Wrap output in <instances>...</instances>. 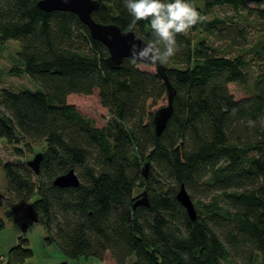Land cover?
<instances>
[{
    "label": "trees",
    "instance_id": "1",
    "mask_svg": "<svg viewBox=\"0 0 264 264\" xmlns=\"http://www.w3.org/2000/svg\"><path fill=\"white\" fill-rule=\"evenodd\" d=\"M38 1L0 0L1 41L19 42L24 73L43 89H0V138L20 158L16 145L45 143L39 174L26 160L4 164L13 212L42 225L48 244L77 261L109 255L113 264H264V57L253 63L221 52L214 42L248 44L246 25L209 15L229 6L264 32V0H205L197 8L204 19L177 34L179 51L162 62L176 95L160 135L150 108L168 95L161 76L133 59L109 67L108 48L75 13L47 12ZM98 1L97 22L156 39L148 20L129 28L124 0ZM197 32L214 42L196 40ZM252 67L253 91L236 99L229 85H247ZM95 93L109 113L102 127L68 103L71 94ZM72 169L79 186L54 185ZM182 185L196 220L177 200ZM144 191L149 205L134 208ZM32 256L22 236L8 252L10 264Z\"/></svg>",
    "mask_w": 264,
    "mask_h": 264
},
{
    "label": "rangeland",
    "instance_id": "2",
    "mask_svg": "<svg viewBox=\"0 0 264 264\" xmlns=\"http://www.w3.org/2000/svg\"><path fill=\"white\" fill-rule=\"evenodd\" d=\"M204 2L205 0H192V4L196 8H203ZM248 4L252 7L258 6L250 2ZM260 6L264 8V3ZM209 15L231 18L235 22L246 25L248 44L244 47H233L228 43H215L212 36L201 32L195 33L196 40L208 36V40L211 43L214 42L215 46L224 54L232 57L240 54L245 55L253 63L257 59L260 60V58L264 57V32L260 31L259 26L254 23L253 18L248 17L245 12L238 14L229 6L216 7ZM19 50L20 44L18 41L9 40L2 42L0 37V89L11 88L15 91H42V87L24 73L23 65L18 55ZM139 67L143 70L156 72V67L153 65L140 64ZM250 73L251 79L247 85L241 86L236 83L229 85L230 92L236 99H242L252 93L256 78L255 67H252ZM68 103L75 105L84 115L92 119L98 127L106 125L109 119L108 110L102 107L98 93L92 96L71 94L68 97ZM167 104L168 98L165 96L156 105H151L150 111L152 114H155L158 109L167 106ZM16 146H19L23 150L21 158L15 155L14 144H11L5 138H0V219L3 223V227L0 229V264H10L8 252L19 243V237L21 236L29 240V246L33 251V256L26 261V264H60L62 262H67L68 264H99V261L95 258L89 260L82 258L79 261L67 258L56 243L48 244L46 241L48 233L42 225L32 223L24 213L15 214L13 212L5 198L7 180L4 164L8 161L17 162L18 160L28 161L33 159L37 153H44L45 143L34 144L30 150L22 143ZM37 197L38 195H35L33 201ZM205 202L208 201L206 200ZM257 258L258 262L259 256ZM107 260H112L109 255ZM134 260L135 257H132L131 261Z\"/></svg>",
    "mask_w": 264,
    "mask_h": 264
},
{
    "label": "water",
    "instance_id": "3",
    "mask_svg": "<svg viewBox=\"0 0 264 264\" xmlns=\"http://www.w3.org/2000/svg\"><path fill=\"white\" fill-rule=\"evenodd\" d=\"M98 0H39L37 7L41 10L51 11H69L75 13L82 23H84L94 40L102 42L109 50V56L106 62L109 67L113 69H120L125 59H133L136 62L153 65L156 67V72L164 80L167 87L168 104L165 107L158 109L154 114V124L157 135H160L166 128L169 120L174 113V98L176 95V89L171 84L167 68L162 62L153 63L146 59L133 58L131 55L132 45L147 43L148 41L142 39H136L138 36L133 31H124L120 26L116 24H103L97 22L93 18V13L99 7ZM44 159V153H37L33 159L27 161V165L35 172L40 173L41 162ZM149 164L147 163L144 168V175L148 177ZM54 185L65 187H77L80 185V179L75 170H70L68 173L57 177L54 180ZM177 200L187 210L190 218L196 220L197 210L195 208L194 201L192 200L188 190L184 185L181 186ZM139 205L148 206L149 199L148 194L144 191L141 197L135 202L134 208Z\"/></svg>",
    "mask_w": 264,
    "mask_h": 264
},
{
    "label": "clouds",
    "instance_id": "4",
    "mask_svg": "<svg viewBox=\"0 0 264 264\" xmlns=\"http://www.w3.org/2000/svg\"><path fill=\"white\" fill-rule=\"evenodd\" d=\"M132 20L129 28L137 21L148 20L155 40L133 44L131 55L153 63L165 62L179 51L178 33H186L191 26L204 17L191 0H124ZM136 39H140L139 36Z\"/></svg>",
    "mask_w": 264,
    "mask_h": 264
},
{
    "label": "crops",
    "instance_id": "5",
    "mask_svg": "<svg viewBox=\"0 0 264 264\" xmlns=\"http://www.w3.org/2000/svg\"><path fill=\"white\" fill-rule=\"evenodd\" d=\"M91 259V258H90ZM96 259V258H95ZM89 260V259H88ZM97 261H99V264H113V262L110 260H104V261H102V260H99V259H97Z\"/></svg>",
    "mask_w": 264,
    "mask_h": 264
}]
</instances>
